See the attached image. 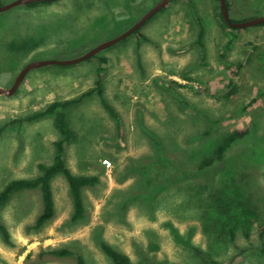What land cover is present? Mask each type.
Returning <instances> with one entry per match:
<instances>
[{"label":"rangeland","instance_id":"374dc122","mask_svg":"<svg viewBox=\"0 0 264 264\" xmlns=\"http://www.w3.org/2000/svg\"><path fill=\"white\" fill-rule=\"evenodd\" d=\"M158 1L57 0L2 12L0 87H11L31 61L87 53ZM227 1L235 21L264 15V0ZM176 10L187 11L186 19L176 13L178 24L171 17ZM220 11L219 0H173L140 28L141 36L153 37V50L131 34L78 63L34 68L14 94H0V191L11 180L40 175L39 164L54 160L62 136L55 113L34 120L30 115L94 90L98 79L116 112L104 107L95 90L64 110L76 133L65 144L67 166L98 177L83 189L85 217L73 220L62 174L52 179L55 215L41 227L40 189L16 192L0 207V223L9 233L5 238L0 229V264H76L75 255L50 253L62 247L83 254L87 264H113L103 242L127 253L131 264H264V24L237 30L224 25ZM194 12L199 18L191 22ZM149 52L159 62L145 58ZM226 62L243 64L235 77L238 92L230 98ZM115 65L123 70L109 79ZM247 127L246 137L196 176L170 185L148 180L149 173L172 168L159 161L162 154L196 172L227 135ZM245 208L258 218L248 234L240 227L230 238L224 222ZM150 243L159 249L150 250Z\"/></svg>","mask_w":264,"mask_h":264},{"label":"trees","instance_id":"16d2710c","mask_svg":"<svg viewBox=\"0 0 264 264\" xmlns=\"http://www.w3.org/2000/svg\"><path fill=\"white\" fill-rule=\"evenodd\" d=\"M52 1H45V2H33L28 4L29 6H35L40 3H50ZM1 5V1H0ZM228 8L229 2L227 1ZM167 6V5H166ZM166 6L164 8H166ZM221 8V7H220ZM155 16V15H154ZM153 16V17H154ZM219 16L221 17L225 26L230 27L227 21L223 18L222 12L220 11ZM152 17V18H153ZM151 18V19H152ZM150 20V19H149ZM231 20H233L231 18ZM235 21V20H233ZM243 21V20H242ZM264 24V23H262ZM233 28V27H231ZM237 30H242L244 28H234ZM135 35L141 36L140 29L137 30ZM202 37V32H201ZM201 37L199 40H201ZM141 38H145V36H141ZM232 47V41H229L220 56L223 59H227V54L230 48ZM103 61L106 58H102ZM226 68L229 69L232 73V79L228 83V92L225 94L226 98H230L238 92V83L235 81V77L239 75L241 68L243 67L242 63H227L225 64ZM99 72H102V69H99ZM192 79V78H190ZM97 91L102 104L104 107L111 113L113 116H116V112L113 107L107 102L104 96V89L102 86V81L98 79L96 81V88L94 89ZM94 90H89L77 97H73L70 99L64 100H55L51 102L45 109L38 111L28 118L29 120H34L40 117H43L48 114L55 113L54 116V125L61 133V137L55 141V153H54V160L50 164L40 163L39 167L42 170V173L34 178H19L11 180L1 191H0V207L4 206L12 197L13 194L20 190L25 189H35L39 188L41 191L42 196V211L37 217L36 226L41 227L45 225L49 220H51L55 215L56 210V202L55 196L53 192V185L52 179L57 174H62L69 185L70 194L73 200V220L82 219L85 217V205H84V197H83V189L86 186H92L98 181V177L96 175H87V174H75L66 163L64 158L65 153V144L76 139V133L72 130L69 126L66 114L64 110L78 102H80L85 96L90 95L94 92ZM251 129L249 127L243 129H236L229 135H227L223 142L219 143L216 146L214 151L215 156L212 158H206L202 161L200 166L198 167L196 172L191 170H185L179 164L175 163L172 160H169L164 154L160 157L159 161H166L168 164L172 166L171 169L164 171L161 175L154 176L155 172L149 173L148 180L149 181H163L167 182L165 185H170L178 182L185 181L187 178L191 176H196L199 171L212 166L216 161H219L223 158L224 153L237 141L246 137L250 133ZM162 165L166 163H160ZM150 171V169H149ZM258 215L257 212L252 208H245L240 213L231 214L224 222V230L227 234H229L230 238H233L236 234V230L238 228H243L245 233H249V229L252 223L257 220ZM0 229L3 232L5 238L9 237V233L5 227V225L0 223ZM261 234H264V227L260 229ZM103 251L110 257L113 264H131L130 256L122 252L110 244L103 242L101 244ZM150 250H158L159 246L157 243H150L149 245ZM50 253L61 256V257H68L71 255H75L76 257V264H87L86 259L81 253H75L71 249L62 247V248H52Z\"/></svg>","mask_w":264,"mask_h":264},{"label":"water","instance_id":"95a60500","mask_svg":"<svg viewBox=\"0 0 264 264\" xmlns=\"http://www.w3.org/2000/svg\"><path fill=\"white\" fill-rule=\"evenodd\" d=\"M45 1H57V0H13L6 4L0 5V14L4 11L9 10L10 8H13L18 5H27L33 2H45ZM173 0H159L153 7H151L149 10H147L144 14L141 15V17L132 24L129 28H127L124 32L119 34L118 36L105 41L98 46L92 48L87 53L73 58V59H67V60H56V59H49V60H41V61H31L25 67L21 69L19 74L16 76L15 81L13 85L9 88L0 87V94H8L12 95L16 92V90L21 85L24 78L27 76L30 70L34 68H39L45 65L50 64H60V65H68V64H74L78 63L80 61L86 60L103 49L116 44L117 42L125 39L126 37L130 36L131 34L135 33L139 28H141L150 18H152L158 11L163 9L166 5H168ZM221 12L223 18L227 21L230 27L234 28H246L252 25L260 24L264 22V15L258 16L252 19L243 20V21H233L231 20L230 11L227 5V0H219Z\"/></svg>","mask_w":264,"mask_h":264},{"label":"crops","instance_id":"0c3cea01","mask_svg":"<svg viewBox=\"0 0 264 264\" xmlns=\"http://www.w3.org/2000/svg\"><path fill=\"white\" fill-rule=\"evenodd\" d=\"M177 12H173L172 14H171V17H172V22H174V20L176 21V23L175 24H178L179 23V21H178V16H177V14L176 13H179V15H181V14H183L184 15V13H183V11H181V13L180 12H178V10H176ZM194 17H190V20L189 21H191L192 22V20L194 21V22H196L197 20H198V18L199 17H197V12H194ZM184 17H185V19H186V17H187V11H186V16L184 15ZM174 24V23H173ZM175 32H177V30H175ZM151 33H152V35H154V33H153V31H151ZM145 44H147L146 46H144V48H148V50L149 49H152L153 50V46L151 45V44H153L151 41H153L154 39H153V37L150 35V33H145ZM147 37H148V39H147ZM178 37V36H177ZM176 37V38H177ZM149 43H151V44H149ZM155 50V49H154ZM152 52V51H151ZM151 52H149V53H145L144 55H145V58L147 57V58H149V59H154V61L156 62H159V60H157L158 58H157V54L156 53H151ZM156 56V57H155ZM160 58V57H159ZM121 70H123V68L122 67H120V65H115L113 68H112V71L109 73V79H113L114 78V75H117V77H120V71ZM152 70V69H151ZM153 70H155V72H158V71H160V69L158 68V66L157 65H154V68H153ZM125 73V72H124Z\"/></svg>","mask_w":264,"mask_h":264},{"label":"built area","instance_id":"2783aa9c","mask_svg":"<svg viewBox=\"0 0 264 264\" xmlns=\"http://www.w3.org/2000/svg\"><path fill=\"white\" fill-rule=\"evenodd\" d=\"M107 164H108V166H110V165H109V164H110V162H109V161L107 162Z\"/></svg>","mask_w":264,"mask_h":264},{"label":"flooded vegetation","instance_id":"af4514ba","mask_svg":"<svg viewBox=\"0 0 264 264\" xmlns=\"http://www.w3.org/2000/svg\"><path fill=\"white\" fill-rule=\"evenodd\" d=\"M136 21H137V20H136ZM136 21H135V22H136ZM135 22H134V23H135ZM134 23H133V24H134ZM130 26H131V25H130ZM130 26H129V27H130ZM139 29H140V28H139ZM139 29H138V30H139Z\"/></svg>","mask_w":264,"mask_h":264}]
</instances>
